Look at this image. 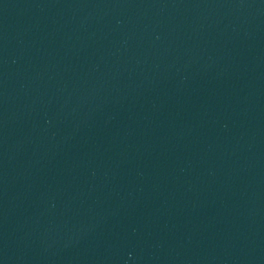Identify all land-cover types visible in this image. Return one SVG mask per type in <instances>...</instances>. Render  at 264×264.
<instances>
[{"label": "water", "instance_id": "obj_1", "mask_svg": "<svg viewBox=\"0 0 264 264\" xmlns=\"http://www.w3.org/2000/svg\"><path fill=\"white\" fill-rule=\"evenodd\" d=\"M0 264H264V0H0Z\"/></svg>", "mask_w": 264, "mask_h": 264}]
</instances>
